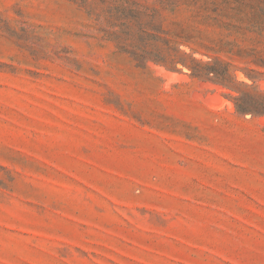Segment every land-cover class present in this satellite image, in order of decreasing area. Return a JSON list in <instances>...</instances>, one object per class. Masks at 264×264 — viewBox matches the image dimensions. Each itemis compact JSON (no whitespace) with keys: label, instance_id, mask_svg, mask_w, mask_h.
Listing matches in <instances>:
<instances>
[{"label":"rangeland","instance_id":"1","mask_svg":"<svg viewBox=\"0 0 264 264\" xmlns=\"http://www.w3.org/2000/svg\"><path fill=\"white\" fill-rule=\"evenodd\" d=\"M224 1L264 28V0ZM88 9L0 0V264H264V115L234 104L261 58L219 54L228 85L181 54L137 66Z\"/></svg>","mask_w":264,"mask_h":264},{"label":"trees","instance_id":"2","mask_svg":"<svg viewBox=\"0 0 264 264\" xmlns=\"http://www.w3.org/2000/svg\"><path fill=\"white\" fill-rule=\"evenodd\" d=\"M76 2V1H75ZM80 6L89 7L88 23L99 37L114 44L117 50L126 53L137 66L144 67L152 61L174 68L176 63L185 65L179 55L191 58L202 69L193 68L191 76L212 74L215 82L228 85L231 63L223 61L219 54L243 57H260L254 64L264 67V52L255 48L239 47L225 40L233 30L240 29L264 34V28L255 24L242 26V18L228 12L229 4L224 0H77ZM223 29L224 37L215 38L211 28ZM188 46L189 51L181 49ZM194 46V47H193ZM195 51L206 55L209 60L200 61L192 56ZM245 76L254 80L263 72L254 68H241ZM211 79V78H207ZM211 79V80H213ZM245 87L251 86L244 84ZM237 112L264 115V91L242 90L234 98Z\"/></svg>","mask_w":264,"mask_h":264}]
</instances>
